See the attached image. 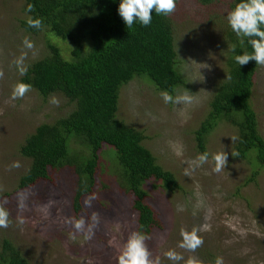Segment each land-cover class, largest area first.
<instances>
[{
	"label": "rangeland",
	"instance_id": "obj_1",
	"mask_svg": "<svg viewBox=\"0 0 264 264\" xmlns=\"http://www.w3.org/2000/svg\"><path fill=\"white\" fill-rule=\"evenodd\" d=\"M230 2L217 0L201 6L195 0H177L175 11L168 15L176 68L185 82L169 95L175 98L188 92L194 98L192 104L165 103L163 92L145 77L133 78L118 91L116 119L142 133V146L179 186L166 191L158 182L143 185V202L159 224L145 235V243L160 264H185L189 257L200 264H215L217 257L223 258V264H264V167L257 166L249 155L252 152L244 160L233 157L236 129L226 122L217 123L205 138L208 162L190 167L201 154L194 131L208 112L215 88L226 78ZM22 4L23 0H0V206L9 213V226L0 228V243L9 241L27 264H117L128 237L136 232L137 214L130 195L117 183L110 148H102L98 155V175L86 197L95 195L96 199L86 207L84 198L79 213L71 205L76 178L69 168L58 171L53 183L17 187L29 167V160L19 154L24 138L38 125L51 124L73 109L59 93L42 98L30 90L23 98L12 99L13 85L20 77L17 58L26 54L25 67L46 53L42 36H32L18 25ZM25 37L33 42L32 49L24 47ZM53 97L58 104L52 103ZM249 103L257 133L264 140L262 65L254 72ZM71 148L79 150L77 145ZM220 152L228 154V163L217 173L212 157ZM254 171L256 176L250 180ZM94 212L99 222L91 233L77 232L67 223L81 217L92 223ZM182 228H196L203 245L194 252L180 248ZM169 250L184 259H168L165 253Z\"/></svg>",
	"mask_w": 264,
	"mask_h": 264
},
{
	"label": "trees",
	"instance_id": "obj_2",
	"mask_svg": "<svg viewBox=\"0 0 264 264\" xmlns=\"http://www.w3.org/2000/svg\"><path fill=\"white\" fill-rule=\"evenodd\" d=\"M195 1L208 6L217 0ZM239 2L231 0L228 10ZM29 4L34 5V11H27ZM119 4L120 0H23L20 9L23 17L18 19V25L32 36H42L46 53L25 66L26 73H20L18 82L29 84L42 98L59 93L73 104V109L51 124L38 125L24 138L19 154L29 160V167L17 187L28 189L37 183H53L58 171L69 168L76 178L71 205L74 213H79L98 175V155L102 148H110L117 183L130 195L131 208L137 214L136 232L146 235L159 224L143 202L146 196L143 185L158 182L166 191L179 186L172 174L161 169L142 146V133L116 119L118 91L135 77H145L157 91L168 94L185 86V82L176 68L168 15H157L153 10L148 26L137 20L127 28L118 13ZM29 16L41 19L42 27H29L26 23ZM226 38L230 44L226 78L212 93L208 112L194 131V141L203 154L206 136L217 123L226 122L237 132L233 145V153L237 155L233 157L244 160L251 155L262 168L264 140L257 133L249 103L258 64L250 61L240 66L235 61L236 55L251 53L252 48L247 38L241 42L230 25ZM72 145L79 150L75 151ZM250 152L253 155H247ZM255 176L254 171L250 180ZM0 264L27 262L3 239Z\"/></svg>",
	"mask_w": 264,
	"mask_h": 264
},
{
	"label": "clouds",
	"instance_id": "obj_3",
	"mask_svg": "<svg viewBox=\"0 0 264 264\" xmlns=\"http://www.w3.org/2000/svg\"><path fill=\"white\" fill-rule=\"evenodd\" d=\"M176 9V0H120L118 7V13L123 19L127 28H131L135 21H139L143 26H148L152 20V11L154 10L157 15H170ZM27 11H34V5L29 4ZM227 22L230 25L232 31L241 38H247L248 44L252 48V52H245L242 55H236L235 61L240 65H247L250 61H255V64L264 66V0H240L236 4L233 10L227 13ZM29 27L39 29L42 27L41 19H34L29 16L26 20ZM23 45L27 49H32L34 44L27 37L22 41ZM235 51V46H233ZM26 54H22L15 64L18 70L23 75L26 73V68L23 66ZM3 77V72L0 71V78ZM31 86L27 83L18 82L13 85L12 99L23 98L29 91ZM165 103L176 104H192L193 96L188 92L177 95L175 98L169 95L167 92L161 93ZM52 103L58 104L59 101L53 97ZM208 153L200 154L195 160L190 162V167H199L208 162ZM233 155H237L233 153ZM215 167L214 172H221L228 163V154L226 152H220L213 155ZM13 166H18L14 164ZM188 175V171H185ZM96 199L95 195L90 198H86L84 203L86 207L92 206V200ZM178 210L182 211V207H178ZM9 213L4 207L0 206V228H7L9 226L8 221ZM92 223H87L86 220L81 217L80 219H68L67 223L77 232L87 231L91 233L93 228L99 222L98 215L94 212L91 217ZM182 237L179 247L189 251H195L198 247L203 245V239L198 235V230L193 228L191 231L185 229L180 230ZM148 239L144 234L139 232H133L128 237L126 243L119 256L117 257V264H160L159 258H152V253L149 251L145 241ZM165 256L172 261L183 260V256L174 250H169L165 253ZM185 264H200L195 257H189ZM215 264H223V258L217 257Z\"/></svg>",
	"mask_w": 264,
	"mask_h": 264
}]
</instances>
